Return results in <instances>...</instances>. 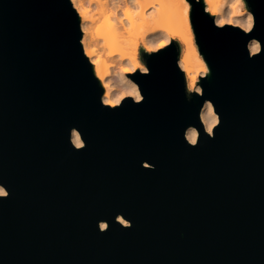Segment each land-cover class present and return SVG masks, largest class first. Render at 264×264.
Returning <instances> with one entry per match:
<instances>
[{
    "label": "water",
    "instance_id": "95a60500",
    "mask_svg": "<svg viewBox=\"0 0 264 264\" xmlns=\"http://www.w3.org/2000/svg\"><path fill=\"white\" fill-rule=\"evenodd\" d=\"M187 1L211 68L203 95L185 98L170 41L139 49L150 74L132 79L145 99L113 110L70 0H0V184L10 193L0 198V264H264V51L249 59L246 49L251 37L264 45V0H248L251 35L216 28L203 0ZM206 99L221 118L214 138L199 119Z\"/></svg>",
    "mask_w": 264,
    "mask_h": 264
},
{
    "label": "bare ground",
    "instance_id": "6f19581e",
    "mask_svg": "<svg viewBox=\"0 0 264 264\" xmlns=\"http://www.w3.org/2000/svg\"><path fill=\"white\" fill-rule=\"evenodd\" d=\"M204 5L212 13L215 0H205ZM73 7L79 17L82 49L107 98L114 89L120 95L131 90L125 70L138 65L139 44L161 48L176 39L183 45L178 64L185 81L195 89L198 78L206 74V65L201 67L192 47L186 0H73ZM217 15L223 18L222 8ZM156 30H162L161 36L150 34L146 41L145 36ZM113 63L125 69L115 71Z\"/></svg>",
    "mask_w": 264,
    "mask_h": 264
},
{
    "label": "clouds",
    "instance_id": "9594fccd",
    "mask_svg": "<svg viewBox=\"0 0 264 264\" xmlns=\"http://www.w3.org/2000/svg\"><path fill=\"white\" fill-rule=\"evenodd\" d=\"M70 2L73 6V0H70ZM196 2L199 3L200 0H196ZM204 3L205 0H203V4ZM221 8L223 12V18L217 15V11L220 10ZM207 14L212 18L214 26L218 29L222 30L226 26H230L242 31L245 35H251V33L255 30V14L251 10V6L248 3V0H215V6L213 8L212 13L210 14L207 13ZM229 16L231 18H228ZM157 33L160 34L159 36H161L162 30H156L152 33L147 34L145 36V40L149 41L147 37L150 34H157ZM143 49L144 52H146L149 55L156 54L158 53V51L163 50L158 48L148 49L145 47H143ZM246 49L249 59H254L256 56L260 55L262 51H264V45H262L261 41L258 38L251 37L246 42ZM144 63L146 64V61H144ZM177 65L178 68L181 70L178 63ZM137 72H139V74L141 75H149L150 68L146 64V67L144 68L137 67L135 71L126 70L125 75L129 80V82L131 83V90L124 95H120V93L114 89L111 98H107L105 95L106 88L99 81L101 87L103 88V93L100 97L102 106L109 107L114 110L118 107H121L125 99H130L133 103L136 104L142 103L145 97L142 94V90L139 84L132 79V77L135 74H137ZM210 75H211V68L207 64L206 74L199 79L198 86L195 89L191 84H188L184 79L185 98L190 101L192 99L193 94L203 95V87L200 83V80L205 79ZM199 119L201 121L204 133L209 138H214L215 137L214 129H216L221 123V118H220V114L215 110V105L211 100L206 99L203 101V104L199 111ZM77 130L78 129L76 127H72L70 129V144L73 146V148L76 151H82L87 147V142L83 139V134L79 130L78 131ZM183 135H184V139L186 140L189 146L191 147L197 146L198 138L200 135V131L197 127L193 125L187 126ZM142 167L153 170L155 168L154 165L148 162L146 166V161L142 162ZM9 195L10 193L7 190V188L3 184H0V198H7ZM115 221L124 228H130L132 226V222L126 219L124 215L120 213H118L115 216ZM98 228L101 232L107 231L109 228V223L106 220H100L98 221Z\"/></svg>",
    "mask_w": 264,
    "mask_h": 264
},
{
    "label": "rangeland",
    "instance_id": "374dc122",
    "mask_svg": "<svg viewBox=\"0 0 264 264\" xmlns=\"http://www.w3.org/2000/svg\"><path fill=\"white\" fill-rule=\"evenodd\" d=\"M186 1H187V0H186ZM187 2H188V1H187ZM188 4H189V2H188ZM189 10H190V4H189ZM208 13H209V12H208ZM209 14H210V13H209ZM189 23H190V21H189ZM191 32H192V30H191ZM191 36H192V47H193L194 50H195V54L197 55V58H198V60H199V62H200V64H201V67L204 68L203 64H204V65H206V64H205L204 60L202 59V57L200 56V54H199L198 51H197V48H196V46H195L194 39H193V33L191 34ZM170 41H176V42L179 44V54H180V52H181L182 49H183V45H182L178 40H176V39H171ZM170 41H169V42H170ZM169 42H168V43H169ZM168 43H167V44H168ZM140 48H143L141 44H139V48H138V51H137V52H138V54H137V56H138V65H137L136 67H133V68H128V67H127V69H126L127 71H134L137 67L140 68L141 66H144L143 63L141 62L140 58H139V49H140ZM145 48L152 49V48H157V47H156V46H150V47H145ZM113 64H114V63H113ZM118 66H119L118 64H117V65H115V64L113 65V68H115V71L118 70V69L121 70V69L124 67V66L121 67L122 64H121V66H119V68H118ZM116 67H117V68H116ZM111 68H112V67H111ZM123 69H125V68H123ZM126 70H125V71H126ZM113 71H114V70H113Z\"/></svg>",
    "mask_w": 264,
    "mask_h": 264
}]
</instances>
